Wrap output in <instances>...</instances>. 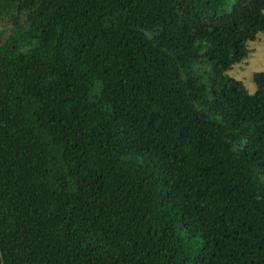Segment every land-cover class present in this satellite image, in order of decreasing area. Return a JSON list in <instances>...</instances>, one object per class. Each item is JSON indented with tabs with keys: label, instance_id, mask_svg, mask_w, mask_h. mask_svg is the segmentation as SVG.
<instances>
[{
	"label": "trees",
	"instance_id": "1",
	"mask_svg": "<svg viewBox=\"0 0 264 264\" xmlns=\"http://www.w3.org/2000/svg\"><path fill=\"white\" fill-rule=\"evenodd\" d=\"M0 0V264H264V0Z\"/></svg>",
	"mask_w": 264,
	"mask_h": 264
},
{
	"label": "rangeland",
	"instance_id": "2",
	"mask_svg": "<svg viewBox=\"0 0 264 264\" xmlns=\"http://www.w3.org/2000/svg\"><path fill=\"white\" fill-rule=\"evenodd\" d=\"M237 0H231L225 7L224 12H229ZM249 54L247 59L237 63L227 77L236 79L243 83L249 93H255L257 86L254 81L256 73L264 72V33H260L256 40L249 43Z\"/></svg>",
	"mask_w": 264,
	"mask_h": 264
},
{
	"label": "water",
	"instance_id": "3",
	"mask_svg": "<svg viewBox=\"0 0 264 264\" xmlns=\"http://www.w3.org/2000/svg\"><path fill=\"white\" fill-rule=\"evenodd\" d=\"M0 257H1V259H2V262H3V257H2V253H1V250H0Z\"/></svg>",
	"mask_w": 264,
	"mask_h": 264
}]
</instances>
